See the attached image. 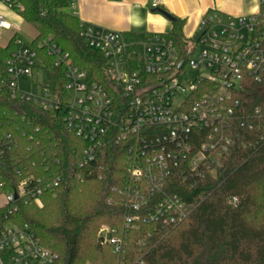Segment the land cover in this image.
<instances>
[{
  "label": "built area",
  "instance_id": "1",
  "mask_svg": "<svg viewBox=\"0 0 264 264\" xmlns=\"http://www.w3.org/2000/svg\"><path fill=\"white\" fill-rule=\"evenodd\" d=\"M150 1L154 10L163 6V0ZM0 6L16 14L24 9L20 0H0ZM40 13L45 17L48 11ZM0 30H12L3 15ZM79 36L107 61L111 90L90 82L51 36L33 44L15 33L5 68L0 64V91L60 114L67 129L85 143L75 177L60 169L35 174L32 162L15 169L19 179L14 181L6 170L15 163L6 153L19 144L12 134H0V264L58 263L59 256L42 245L30 226L13 218L22 207L41 208L46 193L96 176L95 164L108 147L126 153L127 183L115 191L130 213L121 231L102 228L97 237L117 264H126L129 233L144 225L153 226L155 233L171 231L205 198L189 201L187 194L174 192L170 184L175 175L191 187L206 180L223 166L240 130L256 133L255 145H264V105L249 109L244 99L248 85L264 79V0L248 16L206 13L184 48L171 34L130 38L85 23ZM48 58L64 75V93L45 85ZM38 70L40 80L35 79ZM23 81L31 84V92L21 89ZM152 236L145 232L138 245L144 248ZM135 264H144L143 258Z\"/></svg>",
  "mask_w": 264,
  "mask_h": 264
},
{
  "label": "trees",
  "instance_id": "2",
  "mask_svg": "<svg viewBox=\"0 0 264 264\" xmlns=\"http://www.w3.org/2000/svg\"><path fill=\"white\" fill-rule=\"evenodd\" d=\"M75 1L20 0L24 9L18 15L37 31L33 44L52 36L90 82L111 90L107 61L80 38L81 22L67 12ZM42 8L48 11L45 17ZM171 35L181 47L188 44L180 22L174 23ZM10 46L0 47L3 68ZM46 65V87L64 93L63 73L52 59ZM247 90L244 99L249 109L264 105V79L261 84L248 85ZM0 114V134H12L19 144L6 153V159L15 163L6 170L14 181L19 179L15 169L32 166V162L37 168L30 169L38 175L46 169H60L73 177L79 173L75 166L85 143L67 129L60 114L21 103L7 90L0 91ZM256 140V133L240 130L223 166L194 187L175 175L170 184L174 192L187 194L189 201L204 194L205 198L171 231L155 233L153 226L144 225L139 232L129 233L125 263L135 264L143 258L144 264H264V145H255ZM95 165L96 176L74 179L71 187L63 185L46 193L44 209L25 206L13 218L28 224L42 245L59 256L57 264H117L111 250L100 245L97 234L102 228L121 231L130 213L115 191L127 183L126 153L108 147ZM145 232H153V236L141 248L138 241Z\"/></svg>",
  "mask_w": 264,
  "mask_h": 264
},
{
  "label": "crops",
  "instance_id": "3",
  "mask_svg": "<svg viewBox=\"0 0 264 264\" xmlns=\"http://www.w3.org/2000/svg\"><path fill=\"white\" fill-rule=\"evenodd\" d=\"M69 9L81 23L128 36L171 34L174 23L180 22L183 36L190 39L206 13L216 11L227 18L248 16L258 11L259 0H163L161 9L176 22L154 10L150 0H76Z\"/></svg>",
  "mask_w": 264,
  "mask_h": 264
},
{
  "label": "rangeland",
  "instance_id": "4",
  "mask_svg": "<svg viewBox=\"0 0 264 264\" xmlns=\"http://www.w3.org/2000/svg\"><path fill=\"white\" fill-rule=\"evenodd\" d=\"M71 9H67V12L70 13ZM0 15H3L4 20L7 21L12 25V30H0V47H6L11 40L12 36L15 33H18L20 36H22L27 42H32L36 39L38 36L37 31L35 28H33L30 23L22 20L18 14L15 12H12L11 10L0 6ZM227 18V17H225ZM52 37V36H51ZM42 74L38 70L35 73V79L40 80ZM21 89L25 92H31L32 87L30 83H27L26 81L22 82ZM3 203L2 199H0V205ZM45 204L43 202V206L40 208L41 210L44 209Z\"/></svg>",
  "mask_w": 264,
  "mask_h": 264
},
{
  "label": "water",
  "instance_id": "5",
  "mask_svg": "<svg viewBox=\"0 0 264 264\" xmlns=\"http://www.w3.org/2000/svg\"><path fill=\"white\" fill-rule=\"evenodd\" d=\"M159 12L164 16L166 17L169 21L171 22H176L177 19L175 17H173L171 14H169L167 11L165 10H162V9H159ZM182 66V64L180 65Z\"/></svg>",
  "mask_w": 264,
  "mask_h": 264
}]
</instances>
